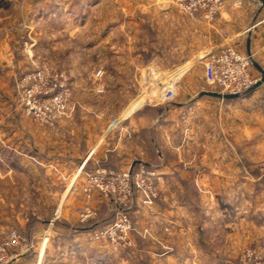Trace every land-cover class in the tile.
Masks as SVG:
<instances>
[{
  "label": "rangeland",
  "instance_id": "obj_1",
  "mask_svg": "<svg viewBox=\"0 0 264 264\" xmlns=\"http://www.w3.org/2000/svg\"><path fill=\"white\" fill-rule=\"evenodd\" d=\"M33 1L10 2L24 9ZM225 1L209 0L210 7L219 5L212 20L200 11L185 12L176 0H68L59 18L30 25L22 13L18 24L7 28L0 24V167L15 166L10 171L0 169V241L6 231L15 230L33 247V231L48 219L49 225L54 220V228L67 224L88 233L91 242L116 251L136 248L137 235L155 241L150 225H141L137 219L150 216L159 202L171 205L166 199L168 190L160 189L156 180L158 165L167 167L174 159L164 150L159 160L156 152L163 149L156 128L164 124L165 113L177 102L188 101L201 88L212 89L203 78L201 60L211 46L221 43L246 54L243 43L237 46L234 35L220 29L212 44L204 38L206 28L217 35L212 24ZM234 4L240 5L238 1ZM6 18V13L0 17ZM251 58L255 62V56ZM257 62L264 67L263 61ZM251 73L259 80L253 65ZM163 82L175 87L170 103L156 101L158 84ZM54 85L63 87L57 90ZM58 93L64 98L61 108L52 102ZM174 121L171 132L178 142L190 123L179 114ZM226 130L231 132V126ZM235 131L242 137L237 144L241 170L235 179L240 180L241 196L247 202L249 196H264L260 171L264 123L242 117ZM247 132L251 138H245ZM226 144L232 146V141ZM141 167L155 175L156 190L151 197L134 186L125 204L98 192L90 199L83 193L87 175L97 169L134 174ZM191 180L183 181L179 197L191 201L197 213L199 192L191 188ZM69 184L72 191L78 186L77 194L82 196L71 201L75 204L62 198ZM83 210L90 215L81 221ZM118 215L129 222L128 242L116 244L107 237L96 240L94 234L105 230ZM63 216L70 219L61 221ZM72 218L76 222L70 224ZM243 240L233 247L220 244L218 238L203 243L202 248L211 249L207 255L219 261L209 264H264V237Z\"/></svg>",
  "mask_w": 264,
  "mask_h": 264
},
{
  "label": "crops",
  "instance_id": "obj_2",
  "mask_svg": "<svg viewBox=\"0 0 264 264\" xmlns=\"http://www.w3.org/2000/svg\"><path fill=\"white\" fill-rule=\"evenodd\" d=\"M10 1L0 3V17L7 14L5 20L0 19L4 28L18 24L22 13L30 25L59 18L65 13L63 6L68 0H34L24 9ZM234 1L240 5L236 6ZM91 9L89 7L88 11ZM212 25L229 36L234 35L235 44L243 43L244 52L255 56V63L264 71L263 65L257 62H264V0H226ZM218 33V30L216 35L206 28V42L212 44V39H218ZM220 44L215 46V43L210 51ZM205 93L216 92L201 88L188 101L177 102L174 109L165 113V125L156 128L160 131L158 136L163 149V152H156L159 160H163L164 150L174 159L167 167L158 165L156 180L160 189L168 190L166 199L171 205L166 207L165 203L159 202L150 216L144 214L137 219L143 223L141 225H150L155 241L144 240L137 235L136 248L121 252L108 245L91 242L88 233L68 228L67 224L56 228L53 224L49 229V219L41 220V228L33 231V239L36 240L33 253L13 264H209L210 261H219L213 255H207L211 249H203V243L211 244L219 238L220 244L236 247L245 242L244 238L264 237V196H249L246 202L241 196L240 180L235 179L241 170V148L237 144L242 140L235 131V124L238 128L242 117L260 119L264 123V82L235 99H222ZM178 114L190 126L176 142L171 131L176 125L174 117ZM228 126H231V132L226 130ZM245 138H251L250 134ZM228 140L232 141V146L226 144ZM13 168L15 166L0 167L5 171ZM188 178L192 179L191 188L199 192L197 213H194L191 201H183L179 197L183 193V181ZM72 187L69 184L68 193L62 196L68 204L73 199L82 198L80 193L77 194L79 187L73 191ZM65 217L61 221L70 219ZM75 222L74 218L69 220L70 224ZM2 228L0 224V233ZM46 235L49 238L44 241Z\"/></svg>",
  "mask_w": 264,
  "mask_h": 264
},
{
  "label": "built area",
  "instance_id": "obj_3",
  "mask_svg": "<svg viewBox=\"0 0 264 264\" xmlns=\"http://www.w3.org/2000/svg\"><path fill=\"white\" fill-rule=\"evenodd\" d=\"M181 4L179 7L189 14L197 11L204 13V18L212 20L213 15L218 11L217 7H210L209 0H176ZM204 61L203 78L209 88H212L220 95H242L257 83V79L251 73L252 58L251 55L242 54L233 46H219L215 50L202 56ZM171 74L172 71H169ZM44 74L39 78L42 80ZM58 78V77H57ZM159 94L156 99L160 103H170L175 97V87L171 82L158 84ZM63 85H54L53 88L60 90ZM64 98L58 93L53 99V105L57 108L63 107ZM80 167V170H82ZM260 171L264 177V161L261 163ZM155 175L144 171L141 167L134 174L128 170L125 173L106 172L102 169L87 175L83 193L88 199L94 192L101 193L106 197H114L118 204H125L130 194L131 186L141 190L147 197L153 196L156 187L153 182ZM90 215L89 210H83L79 219L84 221ZM54 220L49 225L52 228ZM129 231V222L127 219L118 215L116 219L101 231L98 235L94 234L96 240L101 238H110L116 244L128 242L127 233ZM0 241V264H13L17 259L26 254L33 247L29 245L25 238L15 230L6 231ZM48 235L44 241L48 240Z\"/></svg>",
  "mask_w": 264,
  "mask_h": 264
},
{
  "label": "water",
  "instance_id": "obj_4",
  "mask_svg": "<svg viewBox=\"0 0 264 264\" xmlns=\"http://www.w3.org/2000/svg\"><path fill=\"white\" fill-rule=\"evenodd\" d=\"M249 41V40H248ZM247 55H250L249 53H247ZM252 65L254 66V68L261 74V78L257 81V83L251 87L248 91H246L245 93L243 94H246L248 92H250L251 90H253L256 86L260 85L261 83L264 82V71L255 63V62H252ZM207 95H213V96H217L219 98H222V99H235V98H238L239 96L241 95H220V94H214V93H205ZM242 94V95H243ZM134 165V163L132 164Z\"/></svg>",
  "mask_w": 264,
  "mask_h": 264
}]
</instances>
